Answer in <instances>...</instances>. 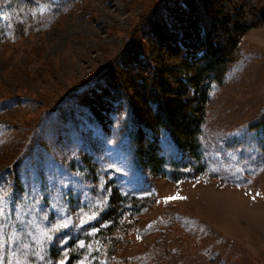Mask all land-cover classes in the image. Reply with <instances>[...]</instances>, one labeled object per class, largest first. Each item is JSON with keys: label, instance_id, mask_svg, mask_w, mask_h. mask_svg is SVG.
Wrapping results in <instances>:
<instances>
[{"label": "rangeland", "instance_id": "1", "mask_svg": "<svg viewBox=\"0 0 264 264\" xmlns=\"http://www.w3.org/2000/svg\"><path fill=\"white\" fill-rule=\"evenodd\" d=\"M161 1L0 0V264H264V23L217 84ZM138 71L201 108L197 150L147 120Z\"/></svg>", "mask_w": 264, "mask_h": 264}, {"label": "trees", "instance_id": "2", "mask_svg": "<svg viewBox=\"0 0 264 264\" xmlns=\"http://www.w3.org/2000/svg\"><path fill=\"white\" fill-rule=\"evenodd\" d=\"M167 1L178 2V0H163L161 2L164 4ZM175 7L179 18L186 19L184 26L191 29L195 38L194 50L200 53L197 59L198 76L200 79L210 80L217 84L222 83L229 66L239 58L240 37L250 29L264 23V0H181ZM196 9L201 10L202 15ZM256 13H258V18L255 17ZM217 22L225 32L224 36H219L218 33L214 34L213 29ZM223 42L228 44V49L218 53ZM134 77L138 87L143 88L139 97L145 106L148 105L147 120L153 125L167 130L180 148L184 147L183 142L187 141L190 148L197 150L195 137L203 115L201 108L192 106L190 101L184 100L180 95L176 96L174 100H168L163 86L158 83L159 77L155 78L148 73L143 74L141 71H138ZM151 85H153V89L150 93ZM181 85L185 90V85L183 83ZM193 112H196L197 116H194ZM250 128H261L264 132V109ZM179 130L183 132L184 137L178 134ZM261 149L264 152V144ZM197 156L200 158L198 154ZM151 158V164L155 169L158 167L159 160L155 156ZM117 197L119 199L115 200L116 203L128 199L122 196ZM131 199L139 201L135 197ZM120 208L122 207L111 209L106 217L110 224L101 227L98 231L99 238L103 241L106 250L109 249L107 247H110L108 241L116 242L117 234L122 233L123 229L120 226L124 223L117 219L122 211Z\"/></svg>", "mask_w": 264, "mask_h": 264}, {"label": "snow or ice", "instance_id": "3", "mask_svg": "<svg viewBox=\"0 0 264 264\" xmlns=\"http://www.w3.org/2000/svg\"><path fill=\"white\" fill-rule=\"evenodd\" d=\"M172 198H175V197H168V198H166V199H172ZM61 264H62V262H61Z\"/></svg>", "mask_w": 264, "mask_h": 264}, {"label": "bare ground", "instance_id": "4", "mask_svg": "<svg viewBox=\"0 0 264 264\" xmlns=\"http://www.w3.org/2000/svg\"><path fill=\"white\" fill-rule=\"evenodd\" d=\"M262 221V220H261Z\"/></svg>", "mask_w": 264, "mask_h": 264}]
</instances>
